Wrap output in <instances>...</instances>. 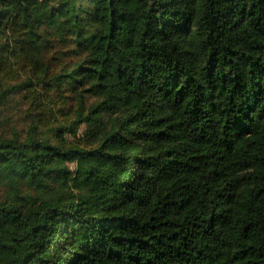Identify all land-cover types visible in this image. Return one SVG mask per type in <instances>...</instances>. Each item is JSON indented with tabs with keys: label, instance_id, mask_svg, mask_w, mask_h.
I'll return each instance as SVG.
<instances>
[{
	"label": "trees",
	"instance_id": "obj_1",
	"mask_svg": "<svg viewBox=\"0 0 264 264\" xmlns=\"http://www.w3.org/2000/svg\"><path fill=\"white\" fill-rule=\"evenodd\" d=\"M0 264H264V0H0Z\"/></svg>",
	"mask_w": 264,
	"mask_h": 264
},
{
	"label": "rangeland",
	"instance_id": "obj_2",
	"mask_svg": "<svg viewBox=\"0 0 264 264\" xmlns=\"http://www.w3.org/2000/svg\"><path fill=\"white\" fill-rule=\"evenodd\" d=\"M80 130V129H79Z\"/></svg>",
	"mask_w": 264,
	"mask_h": 264
}]
</instances>
